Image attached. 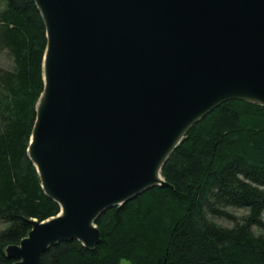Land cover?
I'll return each mask as SVG.
<instances>
[{"label":"water","instance_id":"95a60500","mask_svg":"<svg viewBox=\"0 0 264 264\" xmlns=\"http://www.w3.org/2000/svg\"><path fill=\"white\" fill-rule=\"evenodd\" d=\"M34 2L45 99L28 157L63 214L29 221L15 264L68 241L93 250L102 213L167 186L156 172L193 125L227 101L264 107V0Z\"/></svg>","mask_w":264,"mask_h":264},{"label":"trees","instance_id":"16d2710c","mask_svg":"<svg viewBox=\"0 0 264 264\" xmlns=\"http://www.w3.org/2000/svg\"><path fill=\"white\" fill-rule=\"evenodd\" d=\"M46 46L34 0H0V58L11 64L0 67V222L9 225L0 232V264L16 263L6 249L27 237L29 221L60 212L28 157ZM160 174L167 186L96 219L93 250L59 243L41 264H264V107L222 103L188 130Z\"/></svg>","mask_w":264,"mask_h":264},{"label":"rangeland","instance_id":"374dc122","mask_svg":"<svg viewBox=\"0 0 264 264\" xmlns=\"http://www.w3.org/2000/svg\"><path fill=\"white\" fill-rule=\"evenodd\" d=\"M11 66L10 61L7 57L2 56L0 58V67L8 69ZM42 95V94H41ZM229 211H231L232 213H234L236 216H243L246 214L245 210L242 209H229ZM263 221H264V214H263ZM215 223L224 226V227H229L231 226V224L227 221H223V220H214ZM8 224L7 223H2L0 222V232L7 229L8 228ZM120 264H129L128 261L126 260H122L120 262Z\"/></svg>","mask_w":264,"mask_h":264},{"label":"bare ground","instance_id":"6f19581e","mask_svg":"<svg viewBox=\"0 0 264 264\" xmlns=\"http://www.w3.org/2000/svg\"><path fill=\"white\" fill-rule=\"evenodd\" d=\"M44 99H45V94H43V92H42V95H41V97H40V99H39V103H38V111H40V109H41V107H42V105H43V102H44ZM180 138V136L178 137V139ZM30 144H32V141L29 143V145ZM161 175L159 174V171H157L156 172V180H158V181H161ZM61 214H63V213H59L58 214V216L60 217L61 216Z\"/></svg>","mask_w":264,"mask_h":264}]
</instances>
